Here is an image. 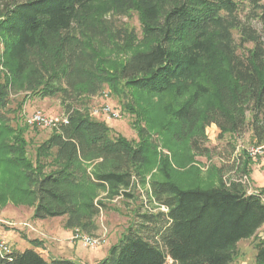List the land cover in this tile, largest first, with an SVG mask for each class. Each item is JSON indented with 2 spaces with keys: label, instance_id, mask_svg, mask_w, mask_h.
Listing matches in <instances>:
<instances>
[{
  "label": "trees",
  "instance_id": "obj_1",
  "mask_svg": "<svg viewBox=\"0 0 264 264\" xmlns=\"http://www.w3.org/2000/svg\"><path fill=\"white\" fill-rule=\"evenodd\" d=\"M246 2L0 0V207H33L35 219L65 218V229L90 235L106 208L100 194L133 199L157 166L148 187L160 210L137 213L95 264H233L248 239L264 264V188L225 182L223 168L204 180L195 164L211 152L212 125L219 139L248 130L264 145V41L252 26L264 27V0ZM130 13L139 33L118 21ZM104 87L131 101L138 142L66 105L67 124L27 157L25 129L6 114L12 95L78 102ZM158 132L169 157L157 151ZM0 264L81 263L10 249Z\"/></svg>",
  "mask_w": 264,
  "mask_h": 264
},
{
  "label": "rangeland",
  "instance_id": "obj_2",
  "mask_svg": "<svg viewBox=\"0 0 264 264\" xmlns=\"http://www.w3.org/2000/svg\"><path fill=\"white\" fill-rule=\"evenodd\" d=\"M235 1L241 3L244 8L245 4H247L246 0ZM246 8L248 10V7ZM118 21L139 33L140 27L136 13H130L125 17L118 18ZM252 26L262 36L264 41V27L257 21H253ZM113 58L122 59V55ZM134 96L139 97L138 94ZM146 98L144 97V100L140 98L139 101H145ZM156 101L157 99L154 98L153 102ZM128 103L131 104V101L118 98L108 87H104L103 91L96 97L81 99L78 102H63L60 97L39 99L20 93L10 97L6 114L12 127L25 129L26 154L31 161H34L35 149L55 129H41L27 125L26 119L31 114L38 111L49 117L60 118L65 113V106L72 105L74 109L86 110L91 118L105 123L114 133L121 135L127 140L138 142L139 135L136 129L135 115L125 110L124 104ZM106 107L117 113V118H112L105 114L103 109ZM134 109L137 110L138 107L134 106ZM205 135L208 139L206 146L211 152L206 156L195 157V164L200 176L207 180L210 178V173H215L219 168H223L225 182L241 178L249 193L259 191L260 189L253 190L250 174L254 170L259 176H264V153L260 156L250 155L251 150L262 146L257 145L253 141L250 131L245 130L239 136L226 134L219 139V130L212 125L205 129ZM151 136L157 142V151L169 157L170 152L167 150L165 140L162 139L163 137L159 135V132L153 133ZM248 160H250V165L246 169L245 163ZM157 168V166H152L149 169L148 174L145 176L146 184L138 186L137 191L133 193V199H124L121 196L107 198L105 193H101L99 199L106 208L95 217L96 231L90 235L82 233L78 229H65V218L38 220L33 217V207L15 206L13 203L7 202L0 207V239L13 251L22 252L27 249H37V247L29 243L32 240H36L39 243L38 248L50 249L52 255L78 257L88 262V264L97 263L100 259H104L109 249L119 242L135 221L137 213L160 210L153 202L148 187V182L158 177ZM242 171H247L248 174L245 173L247 174L245 176ZM263 234L264 227L258 232V236ZM77 236L79 237L76 238ZM83 236L98 240V245L95 247L84 245L79 239ZM237 250V256L233 264H254V239L240 241L237 245ZM167 262L171 264L170 260Z\"/></svg>",
  "mask_w": 264,
  "mask_h": 264
},
{
  "label": "built area",
  "instance_id": "obj_3",
  "mask_svg": "<svg viewBox=\"0 0 264 264\" xmlns=\"http://www.w3.org/2000/svg\"><path fill=\"white\" fill-rule=\"evenodd\" d=\"M104 113L107 114L109 117L117 118L118 114L113 112L109 107L103 109ZM68 122L67 116L63 115L60 118H54L46 116L41 112H35L31 114L27 119L26 123L29 126L41 128V129H58L62 125H66ZM264 153V145L259 146L250 151L251 156H260ZM242 182V181H241ZM257 193V192H254ZM77 236L76 238H78ZM80 241L88 246V247H95L98 245V240L83 236L79 238ZM10 252V248L0 239V255H5Z\"/></svg>",
  "mask_w": 264,
  "mask_h": 264
},
{
  "label": "crops",
  "instance_id": "obj_4",
  "mask_svg": "<svg viewBox=\"0 0 264 264\" xmlns=\"http://www.w3.org/2000/svg\"><path fill=\"white\" fill-rule=\"evenodd\" d=\"M263 164V163H262ZM250 180H251V185L252 187L254 188L253 190H258V189H261V188H264V176L261 175L259 176L257 173L253 172L250 174ZM251 190V189H250ZM70 232V231H68ZM68 232L66 233L67 236H68ZM1 238V237H0ZM35 251H37L38 253L41 254V256L46 259V260H49V259H67V260H71V261H75V262H79L81 264H88V262H86L85 260H82L78 257H64V256H59V255H52L50 253V249H42V248H37V249H34ZM57 251V250H56ZM44 253H46L44 255ZM58 253V251H57ZM46 256V257H44ZM101 260V259H100ZM95 264V263H94Z\"/></svg>",
  "mask_w": 264,
  "mask_h": 264
}]
</instances>
